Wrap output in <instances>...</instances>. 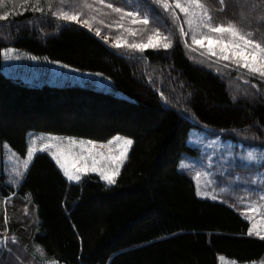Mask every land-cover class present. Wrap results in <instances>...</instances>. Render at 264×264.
Returning <instances> with one entry per match:
<instances>
[{
	"label": "trees",
	"instance_id": "1",
	"mask_svg": "<svg viewBox=\"0 0 264 264\" xmlns=\"http://www.w3.org/2000/svg\"><path fill=\"white\" fill-rule=\"evenodd\" d=\"M205 2L212 8L218 4ZM21 3L0 8V14L12 13L0 22V148L7 145L26 159L30 134L97 144L120 136L133 144L113 185L96 175L71 184L43 153L33 157L23 180L12 171L0 174V233L19 238L9 245L11 255L8 250L0 254V264H16L23 257L22 264H218L221 258L259 263L264 241L246 235L249 222L240 216L238 202L199 200L179 163L197 154L187 145L195 128L264 148V89L257 92L237 80L238 71L190 56L160 9L156 26L171 32L173 47L147 50L141 58L115 50L78 24L40 18ZM227 3L218 19L242 15L240 0ZM7 48L99 74L116 95L78 86H33L7 77L1 71ZM252 83L259 88L258 81ZM258 169L257 174L264 171Z\"/></svg>",
	"mask_w": 264,
	"mask_h": 264
},
{
	"label": "snow or ice",
	"instance_id": "2",
	"mask_svg": "<svg viewBox=\"0 0 264 264\" xmlns=\"http://www.w3.org/2000/svg\"><path fill=\"white\" fill-rule=\"evenodd\" d=\"M8 3L16 6L15 0H0V8H5ZM19 6H27L33 13L40 14V18L50 16L65 24H78L89 32L94 31L97 37L101 36L100 25L109 29L115 28L118 34L114 37L111 47L118 50L127 49L129 53H140L141 58L147 50L167 51L173 47L171 32L165 34L156 26L162 19L160 12H157V9H160L175 26L181 38L190 37L191 45L185 43L186 48L191 51L199 50L204 60L217 64L219 68L238 71L240 74L237 80L242 79L243 84L250 85L251 88L257 89V92L264 89V38H257L258 33L264 34V0H240L242 15L228 20L217 18V14L227 11V0H218L215 8L210 7L205 0H135V4L132 0H120L119 3L115 0H22ZM11 14L8 10L3 11L0 14V22L8 21ZM137 36H141V39H135ZM128 37L133 39L129 40ZM103 38L105 43H108V37ZM13 51L11 48L5 49L4 58L11 59L9 54ZM31 59L35 60L36 57ZM252 79L259 82V88L257 83H252ZM244 95H248L247 90H244ZM235 99L236 97H233L234 101ZM56 139L52 137L38 150L48 151L69 181H80L82 173L92 172L98 174L108 185L116 183L115 177L120 173L133 144L131 139L116 136L108 141L107 146L100 145L98 150L93 141L77 143L68 138L70 143L61 146L52 142ZM75 148L79 151H74ZM36 152L35 147L27 148L23 171L18 169L15 173L20 180L24 179ZM241 159L244 161L243 166L248 168L249 164L254 163V154L249 153ZM213 167L211 162L206 165L203 174L209 176V180L203 188L198 185L196 195L202 199L217 201L219 197L214 189L221 183L218 177H233L237 182L223 180L225 186H232L230 189L222 187L221 191L242 193L235 196V199L243 205L242 215L249 221L246 235L264 241V183L251 179L241 183L238 182L239 177L236 174L222 171L214 176L211 171ZM200 175L199 172L196 174L198 181ZM261 180H264V176ZM7 199L5 198V202ZM223 202L222 200L221 203ZM4 223H9L7 214L4 216ZM0 237H3L0 239V245H3L0 254L8 250L11 255L9 245L18 244L19 238L10 236L7 232L0 233ZM23 259L27 257L18 259L16 264H22ZM47 264L59 262L50 260ZM259 264H264V259H261Z\"/></svg>",
	"mask_w": 264,
	"mask_h": 264
},
{
	"label": "rangeland",
	"instance_id": "3",
	"mask_svg": "<svg viewBox=\"0 0 264 264\" xmlns=\"http://www.w3.org/2000/svg\"><path fill=\"white\" fill-rule=\"evenodd\" d=\"M166 23L168 24V27H171L168 21ZM99 27L101 29L100 38L104 40L103 37L107 36L108 44L111 46L114 37L118 34L117 30L115 28L112 29L106 28L103 25H100ZM161 28L162 27H160V29ZM161 31L167 34V32L163 30V28L161 29ZM143 38L146 39V36H144ZM128 39L131 40L133 38L128 37ZM135 39L139 40L141 39V36H137ZM183 40L188 45H191L190 37H184ZM187 50L190 56L191 53H193L196 58L200 60H204V58L201 57L199 50L191 51L189 48H187ZM9 55L12 58L6 60L4 58V55L2 54L1 71L5 76L13 79H18L25 84L33 85V86H40V85L60 86V87L78 86L83 88L84 87L92 88L96 91L103 92L106 94L115 93L112 83L106 78L102 77L101 75L82 73L68 67H63V65L49 62L44 59L36 58L35 60H33L31 59L32 56L28 54L16 52L15 50L11 52ZM207 62L210 63L209 61ZM52 137H56V136L39 135V134H30L28 136V147L32 146L37 149V152L35 153L34 156L43 153V154H47L52 159L48 151L39 152L38 150L43 143L50 141ZM56 138L57 139L55 141H52L54 144L67 146L70 143V140L68 138H63V137H56ZM71 140H74L77 143L87 142L85 140H77V139H71ZM32 141H35V143L33 144ZM95 144L97 145V149L99 150L100 145L107 146L108 143L106 144L95 143ZM187 145L189 148L194 149L197 152V154L195 157L184 156L179 163V168H180V172L189 176L190 179L193 180L195 186V193L197 191L198 185L199 187L203 188L205 183L209 180V176L203 174L206 170V165L209 162H211L214 165V167L211 169L214 176H216L219 172L222 171L224 173L236 174V176L239 177L238 182L241 183L244 180H248V179L255 180L257 183H264V180H261V177L264 176V171L263 172L261 171L259 174L255 173L256 169H258L260 166H264V148L250 146L241 142H233L230 140H225L220 136H213L211 134H208L206 131H202L196 128L192 129L188 134ZM74 151H79V149L75 148ZM249 153L254 154V163L249 164L248 168H245L243 166L244 161L241 158L246 157ZM23 160L24 159L18 158L8 147L3 146L2 148H0V174L2 173L10 174L11 172L9 173V171H12L11 174H14L18 169L22 171ZM56 167L60 170L58 165H56ZM249 169L253 171L251 172L249 171ZM258 171L260 170L258 169ZM198 172L201 173L199 177V181L197 180V176H196ZM87 175H96L99 177V175L96 173L88 172L81 174V180L85 178ZM65 178L71 184H78L81 181V180L69 181L67 177ZM218 180L221 181V183H219V186H216L214 189L219 197L216 202H221L223 198H227V197L231 198L233 202H238L235 199V196L242 195V193L233 194L230 191H221L222 187H226L227 189H230L232 186L231 184L225 186L222 183L223 180H232L233 182H237V181H235L233 177H227V176L222 178L218 177ZM197 198L203 201H208V202L212 201L210 199H202L201 197L198 196ZM237 207L241 209V212H239V214L244 219V216L242 215V212L244 211L243 205L238 202ZM257 219H259V217H257ZM218 264H231V261L221 258L219 259ZM255 264H259V263H255Z\"/></svg>",
	"mask_w": 264,
	"mask_h": 264
},
{
	"label": "bare ground",
	"instance_id": "4",
	"mask_svg": "<svg viewBox=\"0 0 264 264\" xmlns=\"http://www.w3.org/2000/svg\"><path fill=\"white\" fill-rule=\"evenodd\" d=\"M215 73V72H214ZM217 75V73H215Z\"/></svg>",
	"mask_w": 264,
	"mask_h": 264
}]
</instances>
